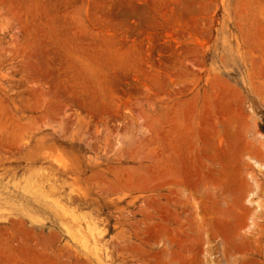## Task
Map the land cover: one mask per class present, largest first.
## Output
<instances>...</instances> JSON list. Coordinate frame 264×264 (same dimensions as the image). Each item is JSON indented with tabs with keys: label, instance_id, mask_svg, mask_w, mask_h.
Segmentation results:
<instances>
[{
	"label": "rangeland",
	"instance_id": "rangeland-1",
	"mask_svg": "<svg viewBox=\"0 0 264 264\" xmlns=\"http://www.w3.org/2000/svg\"><path fill=\"white\" fill-rule=\"evenodd\" d=\"M264 0H0V264H264Z\"/></svg>",
	"mask_w": 264,
	"mask_h": 264
},
{
	"label": "trees",
	"instance_id": "trees-1",
	"mask_svg": "<svg viewBox=\"0 0 264 264\" xmlns=\"http://www.w3.org/2000/svg\"><path fill=\"white\" fill-rule=\"evenodd\" d=\"M263 131H264V129H263Z\"/></svg>",
	"mask_w": 264,
	"mask_h": 264
}]
</instances>
